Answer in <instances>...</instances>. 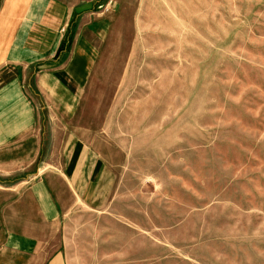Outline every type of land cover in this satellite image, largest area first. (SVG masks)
<instances>
[{
    "label": "rangeland",
    "instance_id": "obj_1",
    "mask_svg": "<svg viewBox=\"0 0 264 264\" xmlns=\"http://www.w3.org/2000/svg\"><path fill=\"white\" fill-rule=\"evenodd\" d=\"M93 2L67 264H264V0Z\"/></svg>",
    "mask_w": 264,
    "mask_h": 264
},
{
    "label": "crops",
    "instance_id": "obj_2",
    "mask_svg": "<svg viewBox=\"0 0 264 264\" xmlns=\"http://www.w3.org/2000/svg\"><path fill=\"white\" fill-rule=\"evenodd\" d=\"M87 1L0 0V264H67L65 212L96 199L98 163L68 127L94 53Z\"/></svg>",
    "mask_w": 264,
    "mask_h": 264
},
{
    "label": "water",
    "instance_id": "obj_3",
    "mask_svg": "<svg viewBox=\"0 0 264 264\" xmlns=\"http://www.w3.org/2000/svg\"><path fill=\"white\" fill-rule=\"evenodd\" d=\"M94 3L92 1L83 2L74 7V14H79L84 11L91 10L93 8Z\"/></svg>",
    "mask_w": 264,
    "mask_h": 264
},
{
    "label": "trees",
    "instance_id": "obj_4",
    "mask_svg": "<svg viewBox=\"0 0 264 264\" xmlns=\"http://www.w3.org/2000/svg\"><path fill=\"white\" fill-rule=\"evenodd\" d=\"M74 30H75V20L73 19L71 21V23H70L69 30H68V33H67V38H66L65 43H64L65 44V49H68V47H69V42L72 39Z\"/></svg>",
    "mask_w": 264,
    "mask_h": 264
}]
</instances>
